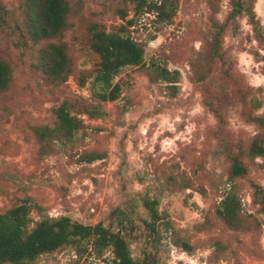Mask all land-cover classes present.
I'll return each instance as SVG.
<instances>
[{
    "label": "rangeland",
    "instance_id": "1",
    "mask_svg": "<svg viewBox=\"0 0 264 264\" xmlns=\"http://www.w3.org/2000/svg\"><path fill=\"white\" fill-rule=\"evenodd\" d=\"M60 35L30 39L23 0H0V213L23 204L26 231L43 218L101 223L147 264H264V0L253 26L231 0H66ZM247 0H245L246 2ZM247 4V2H246ZM118 32L143 49L113 78L117 99L99 102V58L89 29ZM63 65L45 68L48 44ZM66 102L81 124L54 131ZM243 173H230L234 160ZM155 199L151 220L144 199ZM232 199L233 215L218 212ZM189 245V249L184 248ZM88 238L27 264H108Z\"/></svg>",
    "mask_w": 264,
    "mask_h": 264
},
{
    "label": "trees",
    "instance_id": "2",
    "mask_svg": "<svg viewBox=\"0 0 264 264\" xmlns=\"http://www.w3.org/2000/svg\"><path fill=\"white\" fill-rule=\"evenodd\" d=\"M247 2V4H246ZM231 0L230 15L243 12L249 22L255 26L256 16L252 6L253 0ZM145 0H136L135 11H139ZM24 28L33 41L47 39L60 35L65 27V18L68 11L66 0H23ZM4 8L0 3V14ZM89 47L97 54L99 61L94 78L98 83L95 97L99 102L111 101L118 98L121 88L118 82H113L114 76L120 68L126 65H138L142 61L143 49L130 36L118 32H107L93 24L89 29ZM46 58L45 68L52 75H56L62 67L65 58L60 45L48 44L43 52ZM9 80V68L0 60V90L4 89ZM56 123L54 131L64 137H71L80 127L81 119L72 114L66 102H62L55 110ZM250 152L256 155L264 153V146L258 141L250 145ZM243 168L235 159L230 173L234 176L243 173ZM155 199H144L151 222L154 228L158 220ZM223 207L218 212L226 219L233 215L232 199L224 200ZM264 211V208H263ZM28 216L27 208L23 204L15 205L0 213V264H27L38 255L53 251L61 245L77 239L88 238L92 248L101 250L110 248L113 258L108 264H147V258L141 260L132 258L128 243L119 231H113L101 223L83 224L71 221L68 217L43 218L29 231H26ZM184 248L189 249L188 244Z\"/></svg>",
    "mask_w": 264,
    "mask_h": 264
}]
</instances>
